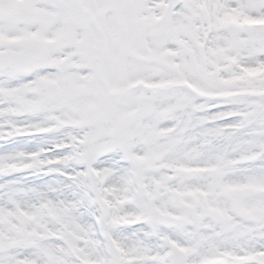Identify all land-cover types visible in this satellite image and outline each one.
<instances>
[{
	"label": "snow or ice",
	"instance_id": "6c2138e0",
	"mask_svg": "<svg viewBox=\"0 0 264 264\" xmlns=\"http://www.w3.org/2000/svg\"><path fill=\"white\" fill-rule=\"evenodd\" d=\"M0 264H264V0H0Z\"/></svg>",
	"mask_w": 264,
	"mask_h": 264
}]
</instances>
